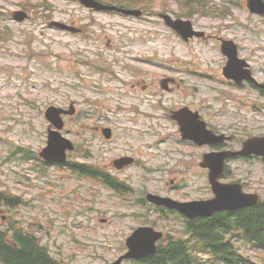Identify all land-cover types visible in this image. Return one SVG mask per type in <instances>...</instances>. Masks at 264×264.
I'll return each instance as SVG.
<instances>
[{
	"label": "flooded vegetation",
	"instance_id": "obj_1",
	"mask_svg": "<svg viewBox=\"0 0 264 264\" xmlns=\"http://www.w3.org/2000/svg\"><path fill=\"white\" fill-rule=\"evenodd\" d=\"M220 8L229 7L220 4ZM233 8L212 17L234 18L239 27L196 25L203 34L187 40L172 29V36L186 48L181 58H159L155 53L142 60L153 62L151 69L127 65L140 73L130 80L114 79L117 76L109 69L112 75L101 76L97 89L111 111L124 113L120 125L110 123L109 118L117 122L116 117L108 114L106 118L100 109H93L89 122L76 124L79 128L70 138L73 150L68 152V161L49 162L37 155L43 170L58 168L68 173L70 180H80L90 194L95 185L111 191L131 207L129 215L141 221L136 227L153 225L164 231L165 237L169 234L171 241V234L186 236L191 222L207 219L191 221L184 209L189 202L213 197L211 177L257 194L262 201L226 213L231 223L239 225L243 211L264 204V180L260 177L264 173V144L250 146L254 139L264 137V69L255 68L264 66V27L248 24L254 16L264 20V14L243 6L246 15L242 17ZM127 83L129 90L121 94L128 97L110 104L108 90ZM78 111L76 107V113L65 118H77ZM106 128L111 130L105 132ZM150 193L164 197L161 204L151 201ZM90 199L88 195L83 198L85 202ZM6 202L11 210L24 200L17 196ZM70 209L72 217H89L93 210L91 206ZM12 218V214H2L0 223L4 220L14 233L21 226ZM52 254L57 264H69L73 259Z\"/></svg>",
	"mask_w": 264,
	"mask_h": 264
},
{
	"label": "rangeland",
	"instance_id": "obj_2",
	"mask_svg": "<svg viewBox=\"0 0 264 264\" xmlns=\"http://www.w3.org/2000/svg\"><path fill=\"white\" fill-rule=\"evenodd\" d=\"M244 1L231 4L230 0H212L230 8L235 5L233 10L242 17L246 15L242 9ZM36 2L0 0V190L24 200L12 212L1 205L0 210L4 211H0V216L12 214L22 229L35 232L52 253L72 256L69 264H105L126 251L124 234L141 223L129 215L131 207L101 186L95 185L90 194L80 180H70L68 173L63 174L58 168L43 170L36 159L22 158V153L12 157V151L23 147L37 157L46 145L49 121L44 112L51 104L68 107L74 103L79 109L77 118L67 120L64 132L69 138L79 128L76 124L89 122L93 109H100L106 118L108 114L116 117L117 122L110 118L109 121L120 125L124 113L111 111L97 89L102 68H106L103 63L115 61L114 69L119 72L114 79L130 80L140 73L123 69L122 63H139L148 70L153 62H141L143 58L154 52L159 58H181L186 55V48L182 40L162 26L159 16L146 14L137 18L96 12L78 0H42L44 8L35 10ZM169 9L177 11L175 0ZM17 10L27 11L30 17L17 21L11 17ZM195 18L199 27L240 26L234 18ZM51 21L85 29L71 33L50 27ZM248 24L264 27V20L254 16ZM135 36L141 38L133 39ZM129 86L127 83L108 90V102L126 99L128 96L121 93L128 91ZM260 177L264 180V173ZM85 195L91 197L90 201L83 200ZM72 206L82 210L91 206L93 210L89 217H72ZM101 218L108 222L102 223ZM257 253L253 250V259H258Z\"/></svg>",
	"mask_w": 264,
	"mask_h": 264
},
{
	"label": "trees",
	"instance_id": "obj_3",
	"mask_svg": "<svg viewBox=\"0 0 264 264\" xmlns=\"http://www.w3.org/2000/svg\"><path fill=\"white\" fill-rule=\"evenodd\" d=\"M136 3L143 2L136 0ZM238 222L253 239L261 237L254 245L264 247V204L247 208L239 216ZM230 232H233V226L227 220L222 221L220 232L216 222L207 221L200 231H193L188 241H169L161 246L156 255L134 264H209L208 261H213V258L233 264V243L228 235ZM8 236V233L0 228V264H57L51 258L47 247L41 244L35 235L17 231L14 235L17 245L9 241ZM204 253L213 258H204ZM219 254L222 255L221 258L216 257ZM238 260L240 264H245L244 259Z\"/></svg>",
	"mask_w": 264,
	"mask_h": 264
},
{
	"label": "water",
	"instance_id": "obj_4",
	"mask_svg": "<svg viewBox=\"0 0 264 264\" xmlns=\"http://www.w3.org/2000/svg\"><path fill=\"white\" fill-rule=\"evenodd\" d=\"M87 7L96 9H115V6H106L99 3L97 0H80ZM249 6L253 11L264 12V1L263 0H250ZM131 11V10H130ZM135 12V11H132ZM27 14L25 12L16 13V18L23 20ZM180 21H177V25ZM60 28L68 29L73 32L79 31L75 26H69L61 22H55ZM73 113L74 109L65 110L56 106H50L46 111V117L51 123L57 128L50 130L48 145L42 150L41 156L47 161L51 162H63L66 160V150L72 148V144L61 133L57 130L61 129L64 125L62 114ZM218 197L212 201L200 205L197 208L186 209L191 216L199 214L212 215L214 212L222 209L233 208V202L236 200L233 195L231 187L225 185H214ZM153 198V197H152ZM163 232L157 231L154 227H140L138 228L127 241V245L130 250L118 260L108 264H122L126 258L140 259L148 257L157 252V240L163 237Z\"/></svg>",
	"mask_w": 264,
	"mask_h": 264
},
{
	"label": "bare ground",
	"instance_id": "obj_5",
	"mask_svg": "<svg viewBox=\"0 0 264 264\" xmlns=\"http://www.w3.org/2000/svg\"><path fill=\"white\" fill-rule=\"evenodd\" d=\"M100 12H107L105 9H100ZM228 236V235H227ZM169 242V241H168ZM168 242L164 243L167 244Z\"/></svg>",
	"mask_w": 264,
	"mask_h": 264
}]
</instances>
